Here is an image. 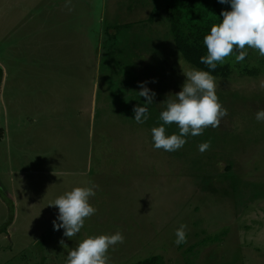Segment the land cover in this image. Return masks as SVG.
<instances>
[{
	"label": "rangeland",
	"instance_id": "rangeland-1",
	"mask_svg": "<svg viewBox=\"0 0 264 264\" xmlns=\"http://www.w3.org/2000/svg\"><path fill=\"white\" fill-rule=\"evenodd\" d=\"M164 2L0 0V224L12 214L0 231V264H66L87 236L117 230L125 241L109 249V264L149 254H159L163 264H264V121L256 119L264 109L263 57L248 48L237 63L233 53L225 59L230 75L214 76L228 114L208 150L155 149L157 126L135 121L125 69L115 66L126 41L165 36ZM152 3L151 19L134 22ZM166 36L165 48L152 56L167 73L172 69L166 95L175 99L183 71L192 67ZM40 40L43 53L27 50ZM69 51L75 53H63ZM149 57H136V64L145 66ZM243 66L260 70L247 75ZM228 157L231 172L222 168ZM92 185L89 202L97 212L76 236L65 237L53 226L59 209L49 204ZM181 224L187 242L177 245Z\"/></svg>",
	"mask_w": 264,
	"mask_h": 264
},
{
	"label": "clouds",
	"instance_id": "clouds-1",
	"mask_svg": "<svg viewBox=\"0 0 264 264\" xmlns=\"http://www.w3.org/2000/svg\"><path fill=\"white\" fill-rule=\"evenodd\" d=\"M219 3L230 4L231 10L222 11L221 22L214 23L210 33L204 36L203 43L207 55L201 56L200 62L215 70L218 63L223 64L233 53H237L235 56L237 63L244 61L248 55V48L257 50L259 55L264 57V0H219ZM65 6L68 7V4ZM71 10L69 8V11ZM183 74L186 80L181 91L174 94L175 99L166 100V109L160 113L159 119L163 123L151 129L155 149L177 151L185 145L184 137L189 133L198 136L208 127H219L223 117L228 114L216 93V78L209 71L191 68L183 71ZM147 83H141V91L138 92L140 97L146 98V103L133 108L134 119L138 124L148 119L147 105L153 103L156 95L146 86ZM260 87L264 88V80L260 82ZM256 119L264 121V109L257 110ZM173 123L178 125L179 134L166 135L165 125ZM91 135L89 131V136ZM210 145V141L200 144L199 151L203 153ZM96 187V185L74 187L49 204L59 209L57 220L60 223H57V220L53 221L55 230L63 228V235L68 238L76 236L81 231L85 220L97 212L89 202L90 198L96 195L94 191ZM175 235V244L186 243L187 225L181 224ZM124 241L125 237L119 230L114 234L87 236L68 253L66 264H109V249L117 244H123Z\"/></svg>",
	"mask_w": 264,
	"mask_h": 264
},
{
	"label": "trees",
	"instance_id": "trees-1",
	"mask_svg": "<svg viewBox=\"0 0 264 264\" xmlns=\"http://www.w3.org/2000/svg\"><path fill=\"white\" fill-rule=\"evenodd\" d=\"M152 7L149 11V14L145 17L134 18L136 23H144L151 19L152 15L156 13L157 7L154 3L151 4ZM138 9V5H136ZM164 22L166 24V34L165 36H154L149 34L147 39L139 38L135 40V43L123 44V47H119V50L124 52L122 54V61L118 62L115 66L119 67L121 70L125 69V73L121 74L122 79L124 80L123 86H129L130 95L133 102V108L138 104L143 106L146 103L145 97H140L138 92L141 91L140 84L143 82H148L146 86L154 92L155 97L153 98V103L147 105L148 107V119L146 120L150 126L159 127L163 122L160 121L159 116L161 111L166 109V101L163 104L159 98L169 99L172 98L166 95V87L170 85V77L173 75L172 69L171 73H167V68L165 69L162 66V62L156 63L155 57L152 56V52H155V48L158 46L161 49L165 47L161 44L162 38H166L168 35L170 43L172 44L173 53H175L178 59L182 62L187 63L192 68L199 70L209 71L213 76L227 77L231 72V65L228 62L223 64H217L215 70L208 68L207 65L200 62V57L207 55L206 46L203 43V38L205 35L210 33L211 26L214 23H220L223 19L221 12L230 11V4H221L219 0H165L164 2ZM135 10V9H134ZM133 13V12H131ZM130 21H123L124 25H130ZM106 24L104 30L111 27ZM120 24H114L112 27L119 28ZM170 47V46H169ZM171 49V52H172ZM144 51V52H142ZM150 55L148 62L145 66H140L136 64L135 58L141 56L142 54ZM117 59V60H119ZM180 60V61H181ZM264 62V57L262 59ZM154 62V63H153ZM137 69H136V67ZM241 72L247 75H256L259 70L256 66L250 67H241ZM150 74V76L148 75ZM151 74H156V79H152ZM168 78V80H167ZM139 80V81H138ZM155 81V82H153ZM168 83V85H166ZM171 86V85H170ZM154 88V90H153ZM173 99V98H172ZM155 106V110L149 109V106ZM132 108V109H133ZM166 134L171 135L173 133L179 134L178 125L175 123L171 125H165ZM217 130L216 128L208 127L204 130L202 135L192 136L190 133L184 137L188 145H192L197 148L202 142L211 141L214 139L213 133ZM1 134V133H0ZM183 148V147H182ZM182 150V149H180ZM196 154H193L195 157ZM231 163L232 161L229 157L226 159L225 165H223V171L231 172ZM11 215L9 214L7 218L0 224V231H4L6 225L11 220ZM132 264H163L162 258L159 254H149L141 259L135 260Z\"/></svg>",
	"mask_w": 264,
	"mask_h": 264
},
{
	"label": "crops",
	"instance_id": "crops-1",
	"mask_svg": "<svg viewBox=\"0 0 264 264\" xmlns=\"http://www.w3.org/2000/svg\"><path fill=\"white\" fill-rule=\"evenodd\" d=\"M13 18H9V20H12ZM6 21V19H4ZM41 39V38H40ZM23 51L26 50V48L22 49ZM27 50L29 52H33V53H43L46 49L43 48V41L40 40V44L39 45H32L30 46L29 48H27ZM83 51V49L81 50ZM80 51V52H81ZM75 53L77 52V50L74 52V51H69V52H63V53ZM59 53V52H58Z\"/></svg>",
	"mask_w": 264,
	"mask_h": 264
},
{
	"label": "water",
	"instance_id": "water-1",
	"mask_svg": "<svg viewBox=\"0 0 264 264\" xmlns=\"http://www.w3.org/2000/svg\"><path fill=\"white\" fill-rule=\"evenodd\" d=\"M2 191H4V189H2Z\"/></svg>",
	"mask_w": 264,
	"mask_h": 264
}]
</instances>
